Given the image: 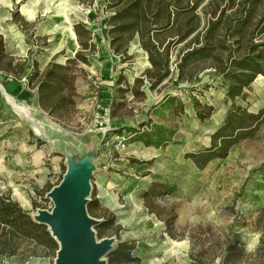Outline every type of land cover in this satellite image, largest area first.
<instances>
[{"label": "rangeland", "instance_id": "rangeland-1", "mask_svg": "<svg viewBox=\"0 0 264 264\" xmlns=\"http://www.w3.org/2000/svg\"><path fill=\"white\" fill-rule=\"evenodd\" d=\"M237 2L220 0L213 2V6L207 9L211 11L218 4L220 9L226 10L214 31L222 33V44L227 48L220 54L216 50L222 62L229 59L231 54L241 55V45L244 46L252 35L255 37L254 42H260L264 36H258L259 30L264 28V19L260 24L257 23L263 18L264 0L257 6L256 16L243 30L249 32L240 37L235 36V39L223 34L230 19L238 17V14L233 16ZM103 6V0H95L93 8L78 5L75 0H0V35L3 45L7 54L15 59V64L18 60L26 59L28 70L33 61L43 69L53 58L63 62V55L72 57V51H68L71 50L70 45H63L75 43L72 26L76 22H84L89 26L95 42H98L95 55L90 57L93 64L72 68L75 77L73 86L77 94L75 101L79 102V107L73 118L65 123L46 115L35 102V94L26 89L23 83L9 79L0 72V154L3 158L9 156L10 160L17 143L29 148L35 145V157H29L27 163L9 162V167L13 165L9 169L11 177L6 180V177L3 179L0 176V193L9 194L30 216L38 210L49 211L52 203L46 195L62 180L67 167L62 154L79 160L92 154L94 174L91 195L101 207L116 216V224L121 227L117 236L106 238L134 240L137 248L133 255L141 259V264H190L187 257L190 242L169 239L163 222L149 214L144 207L141 196L154 183L174 189L172 195L164 191L160 203L166 209L174 208L177 231L186 228L195 230L198 242L204 247L211 244L212 237L219 236L220 241L225 243L237 236L243 254L247 255L241 264H261L264 262V120L253 138L230 148L226 158L215 159L198 170L191 160L185 159L186 153L208 148L211 135L220 127L230 109L224 97L221 76L213 68H204L191 83L179 84L173 79L176 74L173 71V80L149 90V98L144 96L140 101L132 97L136 89L139 92L146 91L143 86L138 88L134 85V80L149 66L147 55L136 38L128 47L126 56L130 57L129 60L123 62V56L113 53L106 36V15L103 13L94 17V8ZM197 11L200 29L196 36L202 41L203 34L216 19L205 16L203 9ZM14 12H18L33 27L29 29L20 22L15 23L12 16ZM236 30L234 27L228 32ZM184 43L170 46V66L173 70L180 59ZM61 51L65 53L58 55ZM212 63L213 60L199 67ZM96 67L97 71H93ZM17 69L16 66V72ZM92 71L94 73H90ZM119 78L126 80L122 87L115 84ZM17 87L26 90L28 98L17 96ZM117 88L127 89L126 102L120 117L110 120L106 117L105 107L108 98L119 100ZM167 94L180 99L181 111L172 109L161 110L163 115L155 113L156 104ZM246 96L245 101L238 102L240 106L256 114L264 109L262 77L256 78L251 88L246 90ZM193 99L200 102L201 109L206 106L212 108L213 113L209 118L203 121L197 119ZM13 104L26 108L28 114L41 123L44 131L19 116ZM148 121L173 132L171 144L155 150L132 142L123 151L106 147L104 142L111 136L109 129L123 127L127 131L129 127H140ZM202 227H211L213 232L199 231L198 228ZM260 246V252L256 254ZM0 264L21 263L14 259H0ZM24 264H54V259L33 258ZM212 264H221V258Z\"/></svg>", "mask_w": 264, "mask_h": 264}, {"label": "trees", "instance_id": "trees-1", "mask_svg": "<svg viewBox=\"0 0 264 264\" xmlns=\"http://www.w3.org/2000/svg\"><path fill=\"white\" fill-rule=\"evenodd\" d=\"M206 1L103 0L104 6L95 7L93 10L95 18L103 13L106 15L105 26L108 28L110 48L114 54L124 57L123 62L130 59L126 55L129 44L135 38L148 55L150 69L134 80V85L138 88L145 85L148 90L152 91L162 83L173 79L179 84L191 83L204 68H213L218 71L224 88V97L230 109L220 127L211 135L210 146L198 152L186 153L185 159L191 160L198 170L203 169L215 159L226 158L230 148L243 140L253 138L264 120V109L256 114L238 104V102L245 101L246 90L251 88L257 77L264 79V36L260 42H254L255 37L252 35L244 46L241 45L240 50L243 49L241 55L231 54L229 59L222 62L218 58V53L220 54L227 48L222 44V33H214V31L220 25L226 10L220 9V6L215 4L211 11H208L207 9L213 6V2L217 3L220 0H209L204 4ZM230 1H238L233 12V16L238 14V17L230 19L223 34H229L231 39H235V36L240 37L245 32H249L243 30L256 16L257 6L262 0ZM75 2L78 5L93 8L95 0H75ZM199 8L203 9L205 16L216 19L211 22L206 34H203L202 41L196 36L200 29V16L197 11ZM12 16L15 23L20 22L22 26H28L29 29L33 27L18 12H14ZM263 19L264 14L257 23L260 24ZM231 23L235 25L232 26ZM234 27L235 30L237 29L235 32H228ZM72 28L79 46L76 53L68 57L63 64L53 58L43 69H40L38 63L33 61L31 74L27 76L25 83L29 89H35L38 107L60 123L68 122L76 113L77 94L73 86L75 77L72 68L89 65L90 56L96 52V44L90 28L84 22H76ZM262 34H264V28L259 30L258 36ZM183 42L185 43L179 55L180 59L173 70L170 66V46H178ZM236 43L239 44L238 41ZM217 49L218 53H216ZM212 60V64L199 67L202 63H209ZM18 61L15 64V59L7 54L0 35V72L6 76L15 77L17 74V77H24L27 60ZM16 66L17 72L15 71ZM173 71H176V74L172 79ZM116 83L117 86L126 84V80L119 78ZM118 91L119 100H113L109 110L110 118L120 116L125 106L127 89L120 88ZM131 96L141 101L144 99V92L136 89ZM193 108L197 119L201 121L209 118L213 113L209 106L201 109L200 102L195 99H193ZM172 109L181 111L182 104L180 99L167 94L156 104L155 113L163 115L161 110L172 111ZM124 131L125 128L121 127L109 134H123ZM124 133L130 137L128 143L140 142L145 147L154 149H161L171 144L170 137L173 134L153 121L142 123L140 127H129ZM164 191L172 195L174 189L161 183L151 184L143 192L141 200L144 201L147 212L163 222L165 234L169 239L190 242V251L187 256L190 264H212L217 258H221V264H241L246 260L247 255L243 254L237 236L228 239L225 243L220 241L219 236L212 237L211 244L204 247V244L198 242L195 230L186 228L181 232L177 231L175 228L177 214L174 208L166 209L160 203ZM89 201L88 215L101 219V223L94 227L97 240L117 236L121 227L116 224V216L101 207L93 194ZM198 230L206 233L213 232L211 227H202ZM136 248L137 244L134 240H117L115 247L105 255L107 264H141V259L133 255ZM260 249L261 246L256 254L260 252ZM57 250L58 246L47 227L35 223L29 213L24 211L19 203L12 200L9 194L0 193V259H14L24 264L33 258L50 257L54 259Z\"/></svg>", "mask_w": 264, "mask_h": 264}, {"label": "water", "instance_id": "water-1", "mask_svg": "<svg viewBox=\"0 0 264 264\" xmlns=\"http://www.w3.org/2000/svg\"><path fill=\"white\" fill-rule=\"evenodd\" d=\"M62 155L67 161L65 174L46 195L52 208L38 210L31 217L35 223L47 227L58 246L54 264H107L104 257L113 249L116 239L98 241L94 227L101 221L87 213L94 174L93 155L82 160Z\"/></svg>", "mask_w": 264, "mask_h": 264}, {"label": "crops", "instance_id": "crops-1", "mask_svg": "<svg viewBox=\"0 0 264 264\" xmlns=\"http://www.w3.org/2000/svg\"><path fill=\"white\" fill-rule=\"evenodd\" d=\"M89 27V26H88ZM90 30H91V28H90ZM92 31V30H91ZM93 32V31H92ZM73 34H74V32H73ZM106 36H107V33H106ZM74 38H75V35H74ZM107 38H108V36H107ZM109 41V40H108ZM94 42H95V40H94ZM95 44H96V51H97V45H98V42H95ZM68 45H70V49L71 50H68V51H72L71 52V54L72 55H70V56H73L75 53H76V51L78 50V48H79V46H78V43H76V38H75V43L73 42V43H67V44H64L63 45V47L64 46H68ZM62 47V48H63ZM61 48V49H62ZM76 48V49H75ZM5 50H6V52H7V49H6V47H5ZM62 53H65L64 51H61V52H59L58 53V55H60V54H62ZM96 53V52H95ZM95 53L93 54V55H95ZM92 55V56H93ZM67 56V55H66ZM66 56H62V61L63 62H65L66 60H67V58L69 57V55L66 57ZM92 56H90L91 58H92ZM91 58H89V65H88V67L90 66V65H92L93 64V62L91 61ZM147 60H148V55H147ZM52 61V60H51ZM50 61V62H51ZM49 62V63H50ZM63 62H59V63H62L63 64ZM47 64H45L44 65V67L46 66ZM148 67L147 68H145L141 73H140V75L141 74H143L144 73V71H146L147 69H150V64H149V62H148ZM28 68H27V65H26V69H25V71H24V75L23 76H28V75H30L31 74V71H32V67H30V69L28 70ZM93 71H97V67L96 68H93ZM90 72V73H94V72ZM117 81V80H116ZM131 81H133V80H131ZM115 84H117V83H115ZM123 85H119V86H117V87H122ZM25 87V86H24ZM26 89H27V87H25ZM143 88H146V91L144 92V96L146 97V98H149L148 97V95H150V91L147 89V86H145V85H143ZM17 89H19V90H16L17 92H16V94H17V96H21L22 98H28V92L26 91V90H22L21 88H19V87H17ZM31 92V91H30ZM31 93H33V95L35 94L34 92H31ZM79 94V93H78ZM34 97V96H33ZM35 99H36V94H35V97H34ZM108 102L106 103L107 105H106V107H105V111H107V114H106V112H105V114H106V117L107 118H110V115H109V110H110V107H111V105H112V102H113V100H112V98H108ZM35 102H36V100H35ZM160 102V101H159ZM78 107H79V102L77 103V106H76V109H78ZM119 118L120 116H116V117H112V118H110V120H112V119H116V118ZM113 122H114V120H113ZM133 143H137V144H141L140 142H133ZM141 145H143V144H141ZM16 146V149L12 152V154H10V156H11V159L9 160V156L8 157H5V158H3L2 156H1V154H0V176L4 179L5 177V179L6 180H8L9 179V177H11L10 176V174H9V169L10 168H12V166L11 167H9V162H16V164H24V163H27V161H28V159H29V157L31 158V159H33V157H35V155H34V152H35V145H31L30 146V148L27 146V145H23V144H20V143H17V145H15ZM144 146V145H143ZM145 147V146H144ZM155 150V149H154ZM14 153V154H13ZM3 159H5L6 161H4ZM14 159V160H13ZM5 164H6V166H5ZM13 174H15V173H13ZM13 194H15L16 195V193H13Z\"/></svg>", "mask_w": 264, "mask_h": 264}, {"label": "built area", "instance_id": "built-area-1", "mask_svg": "<svg viewBox=\"0 0 264 264\" xmlns=\"http://www.w3.org/2000/svg\"><path fill=\"white\" fill-rule=\"evenodd\" d=\"M8 77H9V79H15L18 82L23 83L24 86L26 87V85H25V83L27 82V77L26 76L17 78V77H14V76L10 75ZM27 89L29 91L35 93V89H29L28 87H27ZM109 130H110L109 131V133H110L113 130H115V128H113V130L112 129H109ZM129 138L130 137L128 135H126L125 133H123V134H113L110 137H108L104 143L106 144V147L109 148V150L123 151V150L128 148V139Z\"/></svg>", "mask_w": 264, "mask_h": 264}, {"label": "bare ground", "instance_id": "bare-ground-1", "mask_svg": "<svg viewBox=\"0 0 264 264\" xmlns=\"http://www.w3.org/2000/svg\"><path fill=\"white\" fill-rule=\"evenodd\" d=\"M7 99H9V97ZM13 108H14L15 112H17L19 114V116L23 117L24 119H27L30 123H32L33 125L37 126L41 130H43L41 123H37L33 119V117L28 114V111L26 108H23V107L18 106L16 104H13Z\"/></svg>", "mask_w": 264, "mask_h": 264}]
</instances>
